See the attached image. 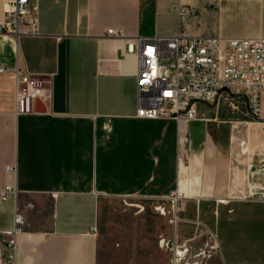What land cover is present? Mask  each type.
<instances>
[{"label":"crops","instance_id":"crops-1","mask_svg":"<svg viewBox=\"0 0 264 264\" xmlns=\"http://www.w3.org/2000/svg\"><path fill=\"white\" fill-rule=\"evenodd\" d=\"M39 34H0V67L48 81L50 100L15 114V77L0 74V247L6 264H99L106 199L186 197L180 233L216 236L209 264H264V96L242 106L198 104L175 120L137 117L138 37L264 38V0H35ZM187 11L180 14L179 8ZM6 0H0V23ZM124 39L110 38L109 30ZM184 166L180 168L179 159ZM14 167V171H8ZM11 186L8 199L2 193ZM23 216L15 235L16 213ZM94 228L97 233L94 234Z\"/></svg>","mask_w":264,"mask_h":264},{"label":"built area","instance_id":"built-area-1","mask_svg":"<svg viewBox=\"0 0 264 264\" xmlns=\"http://www.w3.org/2000/svg\"><path fill=\"white\" fill-rule=\"evenodd\" d=\"M185 7L179 8L180 14ZM38 10L35 0H6L5 19L0 23V34L16 41L21 36L39 34ZM108 37L124 39L118 30H109ZM124 55L135 58L138 63L137 117L146 120H175L179 134L193 121L198 120V104L219 106L227 103L242 106L248 116L257 120L262 114L264 96V38L222 39L178 37H138L124 41ZM12 73L15 77V114L32 115L35 104L50 100L48 81L17 67H0V74ZM180 168L184 161L179 159ZM7 170L14 171V167ZM15 190L11 186L2 193L8 199ZM186 197L179 189L162 201L171 206V224L174 239L178 240L180 213L185 208ZM157 210L164 212L163 207ZM14 234L22 231L23 216L16 213ZM94 228V234L97 233ZM209 233L214 245L208 251L192 255L190 241L173 248L172 264H208V260L218 250L216 236L211 230L197 224L195 237H206ZM206 241V240H205ZM207 242V241H206ZM10 263L17 262V244L11 241ZM208 245V244H207ZM192 256L198 258L191 261ZM0 264H6L4 249L0 247Z\"/></svg>","mask_w":264,"mask_h":264},{"label":"rangeland","instance_id":"rangeland-1","mask_svg":"<svg viewBox=\"0 0 264 264\" xmlns=\"http://www.w3.org/2000/svg\"><path fill=\"white\" fill-rule=\"evenodd\" d=\"M158 207H163L164 212ZM172 217L171 206L165 201L106 199L99 264H172L175 245L190 241L193 256L214 245L209 233L192 240L191 229H184V237L179 231L175 241ZM193 256L192 262L198 260Z\"/></svg>","mask_w":264,"mask_h":264}]
</instances>
